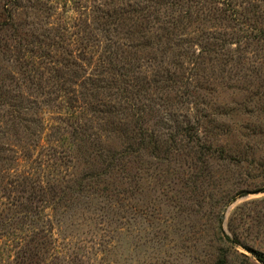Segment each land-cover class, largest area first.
Wrapping results in <instances>:
<instances>
[{"label": "rangeland", "instance_id": "obj_1", "mask_svg": "<svg viewBox=\"0 0 264 264\" xmlns=\"http://www.w3.org/2000/svg\"><path fill=\"white\" fill-rule=\"evenodd\" d=\"M233 1L196 6L194 81L180 105L191 108L195 131L180 133L170 119L168 129L157 127V149L117 169L105 184L112 191L80 194L66 186L81 160H59L47 141L23 148L21 129L9 124L18 119L15 94L27 90L33 100L51 80L45 64L24 65L17 39L83 34L85 1L0 0V141L14 151L0 150V264H41L37 249L28 250L39 235L42 264H262L264 0ZM42 115L52 121L58 113L43 107ZM15 173L42 180L43 190L4 192Z\"/></svg>", "mask_w": 264, "mask_h": 264}, {"label": "trees", "instance_id": "obj_2", "mask_svg": "<svg viewBox=\"0 0 264 264\" xmlns=\"http://www.w3.org/2000/svg\"><path fill=\"white\" fill-rule=\"evenodd\" d=\"M84 1L83 34H36L26 43L17 39L15 47L24 65L45 64L51 80L47 91L41 83L36 86L33 100L27 90L15 94L18 119L9 124L21 129L18 138L23 139V148L47 141L59 148V160H81L84 169L66 186L70 192L76 186L80 194L112 191L105 184H113L117 169L124 171L130 156L140 158L146 148L157 149V127L168 129L170 119L180 133L195 131L188 115L191 108L183 110L180 105L194 81L191 27L196 6L236 4L233 0ZM13 16L11 11L6 14L8 20ZM239 21L245 23L243 18ZM29 104L36 107L33 117ZM43 107L58 116L46 120ZM45 130L47 138L42 137ZM0 150L14 153L3 141ZM10 168L11 164L3 169ZM13 175L2 187L4 192L38 193L44 188L43 181L29 173ZM6 221L7 217L0 219V228ZM41 236L28 250L31 253L35 247L42 264ZM28 241H33L31 235ZM257 259L264 264V253H257Z\"/></svg>", "mask_w": 264, "mask_h": 264}]
</instances>
